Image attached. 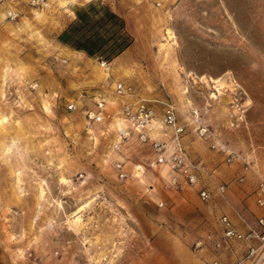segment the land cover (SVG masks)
Masks as SVG:
<instances>
[{"label": "rangeland", "instance_id": "obj_1", "mask_svg": "<svg viewBox=\"0 0 264 264\" xmlns=\"http://www.w3.org/2000/svg\"><path fill=\"white\" fill-rule=\"evenodd\" d=\"M89 2L118 12L131 37L107 69L58 41L71 11ZM4 7L0 264H202L195 243L219 232L221 213L242 223L260 213L264 0H50L44 9L19 0L16 20ZM118 81L130 86L128 101L174 104L186 150L226 186L223 196L204 202L193 187L165 188L167 167L152 165L151 147L132 132L113 152L117 128L128 126ZM101 100L110 117L89 124L86 112ZM195 120L236 158L212 149ZM160 127L152 136L164 137ZM119 159L125 180L116 177Z\"/></svg>", "mask_w": 264, "mask_h": 264}, {"label": "built area", "instance_id": "obj_2", "mask_svg": "<svg viewBox=\"0 0 264 264\" xmlns=\"http://www.w3.org/2000/svg\"><path fill=\"white\" fill-rule=\"evenodd\" d=\"M24 1L35 9H44L50 6V0ZM18 2L19 0H0V4L5 5L4 15L7 19L16 20L19 18ZM96 60L102 69L108 68L109 62L101 57L96 58ZM113 92L117 97L124 98L119 114L120 118L128 124L126 129L117 128V139L112 145L113 152L122 153L123 144L132 132L140 143L148 144L151 147L154 157L152 165L167 167V177L163 184L165 188L178 190L184 186L193 187L197 190L200 200L204 202L211 201L215 194L223 196L226 186L221 183L214 184L212 171L205 167L201 161L195 160L186 150L183 143L185 125L178 121L174 104L166 100L137 99L128 101L127 98L132 96L131 88L121 81L114 84ZM155 102L158 103L159 110L155 106ZM96 105V110L86 112L89 124L101 123L110 117V113L105 110L102 100L97 101ZM68 108L73 109L75 106L70 103ZM192 118L197 119L195 111H193ZM195 121L199 136L207 138L212 149L223 153L228 161L236 158L234 151L219 143L200 121ZM157 122L164 134L162 138H158L157 135L152 136ZM114 168L119 180H125L128 177L124 162L121 159L116 160ZM242 179V176L239 177V180ZM253 196L260 213L245 232L239 231L232 220L225 213H222L218 216L219 232L217 234H205L202 239L195 243V248L203 249L208 244L214 252H218L229 248L232 242L240 241L245 243L247 247L235 264H264V178L258 181ZM30 255L32 253L28 252L27 256ZM32 264L41 263L33 260ZM209 264H218V261L212 260Z\"/></svg>", "mask_w": 264, "mask_h": 264}, {"label": "trees", "instance_id": "obj_3", "mask_svg": "<svg viewBox=\"0 0 264 264\" xmlns=\"http://www.w3.org/2000/svg\"><path fill=\"white\" fill-rule=\"evenodd\" d=\"M75 19L58 35V41L73 39L77 49L112 61L130 44L131 37L125 28L124 18L106 5L89 2L74 10ZM67 33V36L65 34Z\"/></svg>", "mask_w": 264, "mask_h": 264}, {"label": "crops", "instance_id": "obj_4", "mask_svg": "<svg viewBox=\"0 0 264 264\" xmlns=\"http://www.w3.org/2000/svg\"><path fill=\"white\" fill-rule=\"evenodd\" d=\"M79 6H77L75 9H77ZM108 7L110 8V6H108ZM110 10L113 11L114 13L120 15L115 10H113L111 8H110ZM74 19H75V13H74V10H72L71 11V19H70V22L73 21ZM125 28H126V26H125ZM63 30H64V28L62 29V31L59 34H61L63 32ZM65 36H67V33L65 34ZM73 41L74 40L71 39L67 43H61V42L60 43L63 44V45H69V44L73 43ZM257 215H258V213L256 214V216ZM230 219L232 220V222L234 223V225L236 226V228L239 231H241V232H245L247 230V227L249 225H252L253 222H254V220L253 221H249V219H246V218H243L242 219L244 223L239 222V221H236L232 217ZM252 243H254V242H252ZM246 247H247V245H245V243L240 242V241H234V242L231 243V245H230L229 248H225V249L220 250L218 252H214L212 250V248L210 247V245H208V244L205 245V247L203 249H199L198 252H202V256H203L202 264H209L212 260H217L218 261V264H235L237 262L238 258L245 252Z\"/></svg>", "mask_w": 264, "mask_h": 264}, {"label": "bare ground", "instance_id": "obj_5", "mask_svg": "<svg viewBox=\"0 0 264 264\" xmlns=\"http://www.w3.org/2000/svg\"><path fill=\"white\" fill-rule=\"evenodd\" d=\"M169 31V30H168ZM167 33H169L170 35H168V36H170V38H172V37H174V35L172 34V32H167ZM212 97V96H211ZM214 97V96H213ZM75 213V212H74ZM73 216H75V215H73ZM76 217V216H75ZM75 217H74V219H75ZM78 217V216H77ZM76 220V219H75ZM77 221V220H76ZM74 222V221H73ZM75 223V222H74Z\"/></svg>", "mask_w": 264, "mask_h": 264}]
</instances>
